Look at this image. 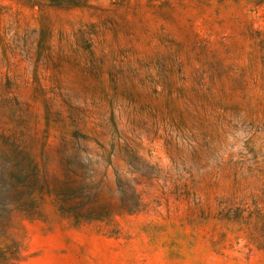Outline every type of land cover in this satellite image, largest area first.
<instances>
[{"label": "rangeland", "instance_id": "374dc122", "mask_svg": "<svg viewBox=\"0 0 264 264\" xmlns=\"http://www.w3.org/2000/svg\"><path fill=\"white\" fill-rule=\"evenodd\" d=\"M0 0V264H264V0Z\"/></svg>", "mask_w": 264, "mask_h": 264}, {"label": "trees", "instance_id": "16d2710c", "mask_svg": "<svg viewBox=\"0 0 264 264\" xmlns=\"http://www.w3.org/2000/svg\"><path fill=\"white\" fill-rule=\"evenodd\" d=\"M46 2H49V3H62V2H68V3H71V4H75V3H78L79 1L78 0H46Z\"/></svg>", "mask_w": 264, "mask_h": 264}]
</instances>
